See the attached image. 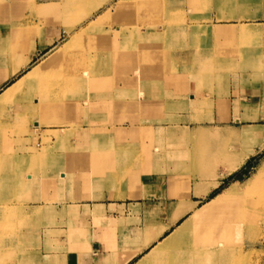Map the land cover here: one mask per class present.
<instances>
[{"label": "crops", "instance_id": "crops-1", "mask_svg": "<svg viewBox=\"0 0 264 264\" xmlns=\"http://www.w3.org/2000/svg\"><path fill=\"white\" fill-rule=\"evenodd\" d=\"M118 1L94 0L98 6L93 20L106 15L118 20L114 25L102 23L91 28L103 48L117 52L111 63L103 58L95 76L115 85L102 95L95 93L111 102L104 105L99 98L94 110L120 111L133 119L94 132L87 125L78 130L79 153L68 152L62 157L68 160V168L64 166L61 173L64 200L47 205V221L62 223L52 228L64 233L56 238L62 249L54 250L52 245L53 250L42 253L37 264H183L184 260L175 257L177 240L168 236L186 215L173 221L174 212L181 202L199 207L218 192L222 180L204 195L205 187L197 175L194 181L182 184L175 178L184 172H170L171 168L161 163L152 167L150 160L161 159L162 153L136 162L134 151L121 155L91 152L87 145L93 138L97 143L127 139L124 144L129 147L134 142L131 133L141 127L154 128L160 134L168 127L180 131L231 127L226 122L236 99L255 104L252 96L256 95L257 104L264 97V79L246 66L244 55L246 49L263 50L264 38L248 42L230 34L238 29L247 35L242 26L264 28V0H164L141 14L118 10ZM46 2L54 0L42 4ZM109 9L110 13L102 16ZM15 24L18 27L17 20ZM11 27H0V33ZM64 27L51 18L46 24L47 46L41 53L59 44L66 33ZM235 47H240L241 56L229 55ZM136 111L144 119L148 117L146 123H135ZM111 129H120V134L111 135ZM75 165L76 174L71 173ZM72 174L78 178L68 180ZM70 206L78 208L75 218L67 213ZM51 207L57 208L61 219H55ZM151 229H161V234L145 245Z\"/></svg>", "mask_w": 264, "mask_h": 264}, {"label": "rangeland", "instance_id": "rangeland-1", "mask_svg": "<svg viewBox=\"0 0 264 264\" xmlns=\"http://www.w3.org/2000/svg\"><path fill=\"white\" fill-rule=\"evenodd\" d=\"M44 1L0 0V27L12 26L9 29H3L0 33V92L25 71V69H22L17 71L11 78H4L9 71L8 66L11 60L21 53H28L25 48H27L26 45L29 41L26 40L25 33L21 31L22 27L39 26L41 32L47 34L46 24L51 18L54 19L55 23L64 24V26L66 22H72L69 21V15L65 13L67 11L65 2L54 0L53 3L49 4H55V8L53 11L48 12L44 9L48 3L42 4ZM91 1L94 3V0ZM141 1L143 0H135L131 6L119 10H123L127 14H138V12L131 10L133 7L135 8V3ZM147 1L149 5L143 13L145 11L149 13L148 10L153 9L149 6L153 3L164 2V0ZM89 5L88 9L91 10V13L88 16H83L82 13L85 10L82 7L74 12L76 15L73 14L72 17L79 16L78 18L83 19L79 23H74L73 27H80V25L87 24L90 21L93 23V27L100 22V24H117L116 17L113 19L110 15L92 21L95 18V9L91 4ZM64 14L67 15L65 18L62 17ZM16 20L18 27H15ZM241 28L245 29L247 35L243 31H240V33L236 31L231 36L241 40L245 39L248 42L264 38V28L249 26H242ZM19 33H22V35H18ZM96 35L97 33L94 30H90L81 42L84 46L82 48L92 54H96L98 51L99 64L103 63L105 57L106 62L111 63L113 59L111 60L108 57L111 47L103 48L101 46L102 42L98 41L99 35ZM69 39V35L64 33L59 40V44H63ZM32 42L39 45L38 38H35ZM59 44H52L50 49L39 54L37 58L31 61L26 69L32 67ZM97 44H99V47ZM75 49L80 48L76 47ZM104 50L107 53H104ZM115 51L117 50L115 49ZM241 54L240 47L230 49L229 55L231 57L241 56ZM244 55L246 66L254 68L256 73L264 79V49H246ZM239 69L237 68V70ZM78 79L80 84L76 85L78 83L76 81L74 90L64 91V98L68 105H64L62 110L54 109L52 111L55 119H57L55 121L46 122L43 119V113H30L27 107H17V99L12 101V104L15 102L13 105L9 106L8 104L0 107V152L13 156V159L6 164H4V159L0 160V218L6 209L14 211V214L7 218L5 224H0V264H37L42 258L40 255L48 251L52 245L55 247L54 250L62 249L58 247L60 242L56 238L62 236L63 231L52 230L54 226L56 228L62 226V223L47 221V211H49L47 205L62 203L64 200L61 173L64 166L68 168V165H65L68 160H63V155L68 152L74 153L73 155L79 153L77 132L82 126L87 125L94 132L102 126L122 124L128 119H133L128 117V113L120 115L122 114L120 111L94 110V101H98L99 98L102 99L100 101L102 104H110V100L100 96L102 91H110L115 86L112 87L110 80H97L93 76L87 79L84 75L79 76ZM74 81L73 78L72 82ZM261 91L264 96V87ZM97 92L100 95H95ZM254 102L255 104L235 100L234 111H232L226 122L231 127L227 125L224 127L216 126L212 129L198 127L189 131H180L168 127L165 128L167 132L161 134L154 128L141 127L131 133L132 138L130 140L134 142L129 147L124 144L127 139H103L102 142L97 143V139L93 138L91 139L92 143L87 145L88 149L90 147L88 151H111L119 155L134 151L136 162H145L146 158L159 152L163 155L161 159L150 160L152 167H158L161 163L163 166H167V169L171 168L170 172H184V175H177L175 178V181L182 184L184 181H187V183L194 181L198 177L201 180L200 185L204 187L210 182H221L222 180L220 187L216 190V192H219L220 189L233 180L238 179L241 184L246 182L253 166L264 154V150H262L250 155L244 162L245 164L243 163L239 168L223 176L228 170L229 161L234 155L235 145L239 146L236 139H260L255 131L264 129V97L257 104V101ZM246 106L251 108L253 110L251 112L254 113L252 115L256 114L257 117L250 114L245 118ZM97 107H101V104L98 103ZM241 108L242 110H240ZM147 118L145 116L144 119L141 112H135V123H146L144 120ZM167 122L171 121L168 120ZM34 129H39V133L36 134ZM119 130L111 129L109 133L116 136L120 134ZM255 144L258 150L257 145L259 143ZM8 152L10 153L8 154ZM77 162L79 161L76 160ZM118 166L121 167V164ZM75 168L71 173H78V165H75ZM67 178L68 180L78 178V174L68 175ZM119 178L122 179V177ZM51 211L55 215V219L58 216L61 219V214L57 213V208L51 207ZM67 213L71 218H75L79 214L78 208L70 206L67 208ZM248 217L247 220L252 221L258 227L257 229H253V231L249 229L232 236L230 242L215 238L214 243L212 240L208 241L209 245L204 243L207 247L194 245L192 249L182 250L181 254L176 250L175 257L184 260L183 264H264V223L261 224L262 220L256 215ZM244 220L246 222V216ZM67 225L73 227L74 223H67ZM48 229H51V231H48ZM183 241L185 242V240ZM183 241L180 240V243H184ZM76 245L78 246V242H76ZM217 245L219 249L215 248Z\"/></svg>", "mask_w": 264, "mask_h": 264}, {"label": "bare ground", "instance_id": "bare-ground-1", "mask_svg": "<svg viewBox=\"0 0 264 264\" xmlns=\"http://www.w3.org/2000/svg\"><path fill=\"white\" fill-rule=\"evenodd\" d=\"M134 1L135 0H119L117 8L119 10L126 6H131ZM60 2H65L67 10L65 13L69 15V21L73 22H66L64 27V32L69 35L70 39L65 43L63 42V44L57 45L32 67L26 69L30 62L41 54L42 49L46 48V39L48 35L41 32L39 26H34L32 28L22 27L21 31L25 33V37H27L26 40L29 41L28 45H26L27 48H25L28 53H21L17 55L15 59L11 60L8 66L9 71L4 78L9 79L17 71L22 69H25V71L19 78L0 92V107L8 104L9 106L13 105L15 102L12 104V101L17 99V107H27L30 113H43V119L46 122H51V120L55 121L57 119H55L52 111L54 109L62 110L64 105H68V102L64 98V91L74 90L76 88L74 84L79 80V76L84 75L87 79L92 76L94 78L97 72L101 70V66L98 62V51L96 50V54H92L90 51L87 52L86 49L84 50L82 48L84 46L81 44L88 31L91 30V28L93 29V23L90 21L88 26L80 25V27H73L74 23H79L83 18H78L79 16L72 17L74 12L81 9V7L85 10V12L82 13L83 16H88L91 13V10L88 9V7H90L89 4H91L94 9H96L98 5L91 0H60ZM148 5L149 2L147 0L137 2L134 5L135 8L133 7L131 11L141 14ZM152 7L154 6H149V8ZM54 8L55 4H48L44 9L50 12L53 11ZM108 11L102 16L106 15ZM64 15L62 17L65 18L67 15ZM96 22L98 23V21ZM236 31L239 33L237 29L231 31L230 34L234 35ZM22 33L18 35H22ZM35 38L39 39V45L32 42ZM76 47L80 49H75ZM108 57L112 60L117 57V53L110 51ZM73 78L75 80L74 82H72ZM77 84L79 85L80 82L78 81L76 85ZM252 97L254 101L258 98L257 96ZM245 109V118L250 116V114L251 116L256 115H252L254 113H252L253 110H251V108L246 106ZM34 130L36 134L39 133V129ZM259 131L256 130L255 132L257 136H260V139H236L239 146L235 145L234 155L231 161H229L228 170L223 176L239 168L250 155L264 150V139H262L264 138V129H260ZM255 143H259L257 145L258 150ZM9 153L10 152H8V154ZM1 159H4V164H6L9 160L13 159V156L0 152V160ZM219 182L220 181L210 182L205 186L203 194L205 195L212 188L217 187ZM184 203L185 202L180 203L179 208L174 212L172 220H178L183 215H186V217L170 236H168L169 238L171 237L177 240L178 253L182 252V250H186V248L192 249L194 245L198 247L209 245L208 241L211 240L214 243L215 238L230 242L232 236L241 234L243 231L249 229L252 231L253 229H257L258 227L255 226L252 221H248L247 218L249 219L248 216L256 215V217L262 220L261 224L264 223V154L258 160L257 164L253 166L249 173V178L243 184H241L238 179L231 181L199 207H195L193 204L184 205ZM13 214V210L6 209L2 214L3 216L0 218V224H5L7 218ZM245 216L246 222H244ZM160 234L161 229L159 231L151 229L149 240L145 242V245L152 243L154 237L160 236ZM180 240H185V242L183 241L184 243H180ZM219 243L222 244L221 242ZM215 248H218V245Z\"/></svg>", "mask_w": 264, "mask_h": 264}]
</instances>
